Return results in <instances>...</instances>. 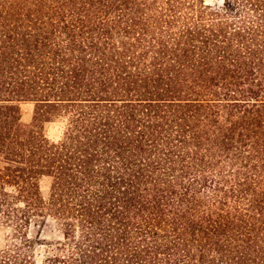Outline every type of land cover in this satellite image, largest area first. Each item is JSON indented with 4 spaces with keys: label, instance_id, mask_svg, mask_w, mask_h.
<instances>
[{
    "label": "trees",
    "instance_id": "trees-1",
    "mask_svg": "<svg viewBox=\"0 0 264 264\" xmlns=\"http://www.w3.org/2000/svg\"><path fill=\"white\" fill-rule=\"evenodd\" d=\"M0 230V264H264V0H0Z\"/></svg>",
    "mask_w": 264,
    "mask_h": 264
},
{
    "label": "rangeland",
    "instance_id": "rangeland-1",
    "mask_svg": "<svg viewBox=\"0 0 264 264\" xmlns=\"http://www.w3.org/2000/svg\"><path fill=\"white\" fill-rule=\"evenodd\" d=\"M206 3L212 4V5H221L222 0H205ZM20 110H21V118L24 123H29L31 121V117L33 114V103L29 101H22L19 103ZM46 133L49 137L56 138L60 135L61 125L56 122L48 123L46 124ZM49 186V179L48 178H42L40 180V187L44 193H46ZM51 228L50 224L44 227L45 231H48ZM36 228L31 230V235H34L36 233ZM4 242V232L0 230V244ZM41 250V247L37 248V253H39ZM39 257L41 255L38 254Z\"/></svg>",
    "mask_w": 264,
    "mask_h": 264
}]
</instances>
